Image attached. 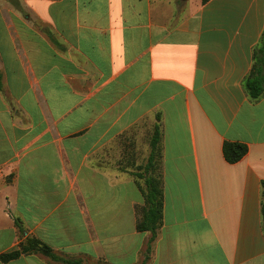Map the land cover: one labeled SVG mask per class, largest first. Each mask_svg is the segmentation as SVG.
<instances>
[{"label": "crops", "instance_id": "0c3cea01", "mask_svg": "<svg viewBox=\"0 0 264 264\" xmlns=\"http://www.w3.org/2000/svg\"><path fill=\"white\" fill-rule=\"evenodd\" d=\"M202 1L0 0V258L33 238L62 260L142 264L135 167L158 125L147 264H264V93L246 88L264 0ZM225 142L247 155L228 164Z\"/></svg>", "mask_w": 264, "mask_h": 264}, {"label": "trees", "instance_id": "16d2710c", "mask_svg": "<svg viewBox=\"0 0 264 264\" xmlns=\"http://www.w3.org/2000/svg\"><path fill=\"white\" fill-rule=\"evenodd\" d=\"M210 0H203V5ZM255 66L251 72L250 77L246 81V88L253 99H258L264 93V38L261 47L255 52ZM160 139L161 132L157 125L155 127L153 136L151 138V154L148 159L146 170L149 171L155 168V163L160 159ZM248 153V147L241 143L225 142L223 145V155L228 164L239 163ZM139 179H143L145 183V190L143 191L145 207L139 210V219L136 229L140 233H149L150 239L147 244V249L142 264H147L150 260L152 245L157 239L158 231L163 222V207L164 197L162 190L161 178L154 176H142L135 174ZM262 216L264 223V191H263V205ZM16 225L22 231L21 223L16 221ZM32 253L42 254L55 262H63L65 264H82L81 261L62 260L53 252V250L41 241L33 238H28L24 243H21L18 250L1 256V261L4 263L19 259L23 255Z\"/></svg>", "mask_w": 264, "mask_h": 264}, {"label": "rangeland", "instance_id": "374dc122", "mask_svg": "<svg viewBox=\"0 0 264 264\" xmlns=\"http://www.w3.org/2000/svg\"><path fill=\"white\" fill-rule=\"evenodd\" d=\"M178 8L180 9L179 4H178ZM148 159L145 158L143 162H140V164H138L135 167V174H140V175L145 176V177L146 176H154L155 178H161L160 161L157 160V162L155 163V168L147 171L146 170V166H147V163H148Z\"/></svg>", "mask_w": 264, "mask_h": 264}]
</instances>
